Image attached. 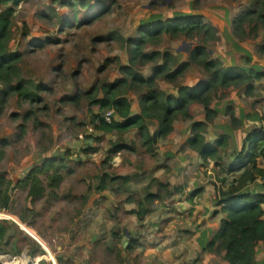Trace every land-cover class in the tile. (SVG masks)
Wrapping results in <instances>:
<instances>
[{
	"label": "rangeland",
	"instance_id": "obj_1",
	"mask_svg": "<svg viewBox=\"0 0 264 264\" xmlns=\"http://www.w3.org/2000/svg\"><path fill=\"white\" fill-rule=\"evenodd\" d=\"M17 1L18 5L10 3L15 13L9 51L21 54L20 77L34 90L40 86L42 101L31 104L16 94L5 97L0 82V174L13 182L10 206L0 211V222L9 226L0 240V264H24L26 257L34 264H200L201 254L195 257L192 246L176 236L191 237V224L199 223L198 212L190 217V210L181 205L186 201L183 193L192 192L205 179L211 186L214 178L231 180L222 165L230 167L236 149L248 134L262 130V122L247 123V135L238 129L236 148L229 140V147L219 150L221 159L204 162L188 147L193 122L206 119L203 106L194 104L192 119L179 118L173 133L159 139L151 154L136 129L124 135L97 132L94 122L99 107L91 106L86 94L122 77L119 66L129 64L131 57L128 40L140 37L143 24L192 15L218 30L217 41L206 45L212 59L225 67L264 70V55L257 49L264 44V30L254 36L246 26L245 39L233 32V19L248 11L255 0H84V5L82 0ZM201 38L162 35L146 51L170 49L179 62L187 61L190 52L202 45ZM154 66L148 63L136 69L150 77ZM207 80L202 66L193 63L176 83L159 79L157 85L177 94L181 86ZM252 88L219 91L212 103L218 115L205 133L209 142L220 139L230 124L229 105L236 114L244 109L264 115V78ZM74 97L80 98L75 102ZM129 97L138 113V93L131 92ZM147 124L152 132L158 130L157 120ZM115 144L132 149L112 156L109 151ZM57 158L66 164L57 198L47 195L32 201L19 183L45 160ZM173 170L176 178L170 175ZM125 176L126 184L121 179ZM42 178L46 181V175ZM103 184L106 189H100ZM185 184L191 191H186ZM262 185L264 180L259 179L252 188L261 191ZM195 192L199 195V190ZM150 194L155 197L147 200ZM200 203L198 199L194 206ZM177 226L183 228L178 233ZM211 256L215 264L224 261L222 256Z\"/></svg>",
	"mask_w": 264,
	"mask_h": 264
},
{
	"label": "trees",
	"instance_id": "obj_2",
	"mask_svg": "<svg viewBox=\"0 0 264 264\" xmlns=\"http://www.w3.org/2000/svg\"><path fill=\"white\" fill-rule=\"evenodd\" d=\"M12 0H0V4H9ZM81 4H85L84 0ZM70 6L74 2H67ZM72 3V5H71ZM13 8L0 11V82L4 85L2 94H16L20 99L34 104L42 101L38 91L31 88L29 82L20 77L18 67L21 54L9 51L12 40ZM233 32L240 38L247 37L246 26L256 36L260 29L264 30V0H255L253 6L246 12L233 19ZM140 37L137 40H128L131 57L129 64L119 66L122 77L113 82L104 83L100 88L91 90L86 95L91 106H98L99 113L95 115V130L104 134L124 135L132 130H138L141 144L148 153H155L159 139L168 137L174 131V124L179 119H192L191 107L200 104L205 108V121H195L192 125L193 136L189 138V146L197 152L204 162L217 161L220 158L219 150L229 147V138L233 133L222 134L215 143L208 142L205 133L209 123L214 122L218 111L212 108L214 98L220 90L230 88H245L252 90L254 82L264 78V70H246L236 66L225 67L223 62L212 59L207 43L217 41L218 30L209 23L203 22L199 15L178 18L166 23L149 22L139 29ZM166 35L171 39L181 37H200L202 45L190 52L187 61H178L177 56L170 49L147 52L149 44H153ZM258 52L264 55V44L257 47ZM155 63L150 77L143 76L137 71V66H146ZM193 63L202 66L208 76L206 82L197 86H181L177 94H170L157 85V80L163 79L176 83L190 69ZM37 91V92H36ZM131 92L138 93L140 111L134 113ZM80 97L72 100L77 102ZM112 111L111 123L105 120V114ZM230 126L233 130L242 127V121L236 115L231 105L227 108ZM157 120L158 130L152 132L147 122ZM263 128L253 134H248L242 146L236 149L235 160L230 167L222 165V171L230 172L231 180L214 178L215 203L221 207L220 211L226 214L218 233L207 243L204 251L222 256L229 264H256L257 246L264 242V185L258 191L254 183L264 180V115L261 117ZM132 149V146H128ZM125 144H115L109 151L116 155L128 148ZM63 159L45 160L37 166L29 176L19 183L27 190L32 201L43 199L47 195L57 198V189L63 181L62 170L65 168ZM42 175H46V181ZM126 184L128 177L121 178ZM102 181H104L102 179ZM12 179L0 174V211L8 210L12 201ZM162 186V184H160ZM100 189H106L101 186ZM155 197L150 194L147 200ZM143 212L147 206L140 204ZM141 213V212H140ZM139 213V214H140ZM218 213V212H217ZM9 226L0 222V240L8 233Z\"/></svg>",
	"mask_w": 264,
	"mask_h": 264
},
{
	"label": "crops",
	"instance_id": "obj_3",
	"mask_svg": "<svg viewBox=\"0 0 264 264\" xmlns=\"http://www.w3.org/2000/svg\"><path fill=\"white\" fill-rule=\"evenodd\" d=\"M13 2L15 5H18L17 0H12V3ZM10 3L4 5V7H1V4H0V11L2 9H6L9 7L13 8V6H11ZM13 10H14V8H13ZM14 13H15V10H14ZM204 110H205V108H204ZM133 111L135 113L134 107H133ZM97 114H98V112H97ZM236 115L242 121V127L240 128L241 130H239V132L242 131L241 134H244V135L246 134V132L248 134L247 123H251V121L262 122L261 117H259L258 114L246 113L244 109H240L239 113ZM198 121H205V120H198ZM262 125H263V123H262ZM174 129H175V124H174ZM228 132L233 133L232 137H230L229 140L233 141V146H234V148H236L238 141H239L238 140V135H239L238 130L237 131L233 130L231 128L230 124H227V128H225L224 131H222V133L225 134ZM188 147L190 148L189 139H188ZM175 174L178 175V173H176V171L173 170V173L170 175H173L174 176L173 178H176ZM184 179L186 180V177ZM201 181H202V179H201ZM186 182H187V180H186ZM202 182H203V184H202ZM202 182H200V186H197L196 188L192 189V192H184L183 194H185V196H186L184 199L186 201L181 203V205L184 208L190 210V212H189L190 217H191V215H195L198 212L199 223L197 225L191 224L192 227H190V231L192 233L189 234V235H191V237L185 239V237L183 238L180 234H177L176 236H178V237L180 236L179 237L180 240H183V241L185 240L184 242L189 243L192 246L194 255H196L195 257H198V252L201 254V257H200L201 263L200 264H215V260L209 259V257L213 258V256H215V255L211 256L212 254L205 252L204 248L206 247L207 243L220 230L221 225H222V220H224L226 218V214L219 212L221 207L218 206L215 202H213V200L211 201V199H215L214 186H211V184H209V181L207 179H205ZM184 186L186 188V191H191L190 186H186V184ZM197 190H199V195H197V193L195 192ZM198 199L201 202L200 203L201 206H199V207L194 206L195 201ZM196 216H198V215L196 214ZM196 216H195V218H196ZM180 229H183V228L181 226L176 227L177 233L180 232ZM184 229L188 230V228H184ZM173 236H175V234ZM184 245H185V243H184ZM220 264H229V263L224 260L223 262L221 261ZM256 264H264V242H260L259 245L257 246Z\"/></svg>",
	"mask_w": 264,
	"mask_h": 264
},
{
	"label": "built area",
	"instance_id": "obj_4",
	"mask_svg": "<svg viewBox=\"0 0 264 264\" xmlns=\"http://www.w3.org/2000/svg\"><path fill=\"white\" fill-rule=\"evenodd\" d=\"M105 120L109 123H111V120H112V111H108L106 114H105Z\"/></svg>",
	"mask_w": 264,
	"mask_h": 264
},
{
	"label": "bare ground",
	"instance_id": "obj_5",
	"mask_svg": "<svg viewBox=\"0 0 264 264\" xmlns=\"http://www.w3.org/2000/svg\"><path fill=\"white\" fill-rule=\"evenodd\" d=\"M23 263L24 264H34L27 257H26V259L23 260ZM8 264H17V263H15V261H12V262H9Z\"/></svg>",
	"mask_w": 264,
	"mask_h": 264
}]
</instances>
